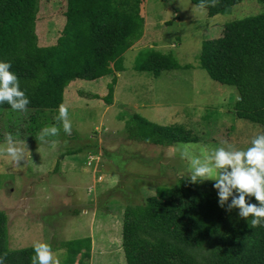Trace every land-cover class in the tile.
Listing matches in <instances>:
<instances>
[{
    "label": "rangeland",
    "instance_id": "374dc122",
    "mask_svg": "<svg viewBox=\"0 0 264 264\" xmlns=\"http://www.w3.org/2000/svg\"><path fill=\"white\" fill-rule=\"evenodd\" d=\"M140 6L142 35L122 53L123 69L94 80L74 79L64 87L62 103L68 107L71 135L54 119L58 109L43 110V125L35 131L28 129L31 109H0V144L11 133L30 153L19 168L0 156V210L6 216L9 249L36 240L55 245L88 236L90 255L78 264H125L120 245L123 209L141 203L155 187L187 176L181 145L217 148L226 142L243 150L262 133L260 125L234 116L235 88L209 78L198 64V53L201 41L218 36L223 23L257 14L264 5L241 0L212 16L190 0H141ZM62 11L63 0H38L39 45L53 43L60 34ZM148 48L171 54L179 67L155 77L134 69L137 51ZM113 75L111 103L106 104L101 97ZM132 113L161 125L180 124L196 140L167 146L132 140L124 131ZM50 126H57L59 134L46 137V143L38 140ZM52 251L62 264L64 250Z\"/></svg>",
    "mask_w": 264,
    "mask_h": 264
},
{
    "label": "trees",
    "instance_id": "16d2710c",
    "mask_svg": "<svg viewBox=\"0 0 264 264\" xmlns=\"http://www.w3.org/2000/svg\"><path fill=\"white\" fill-rule=\"evenodd\" d=\"M240 1L218 0L205 11L208 16L224 13ZM190 2L198 5L200 0ZM140 4L141 0H63L60 34L53 43L39 45L38 0H0V62L11 64L10 71L30 101L29 130L43 125V110L58 109L70 81L94 80L123 69L122 53L142 35ZM198 64L212 80L235 88L234 116L260 125L264 133V9L225 22L218 36L202 40ZM178 67L171 54L153 48L138 50L133 62L134 69L154 77ZM115 80L113 75L101 97L106 104L111 103ZM0 109L11 107L4 103ZM124 131L132 140L160 146L196 140L180 124H157L137 113L125 120ZM214 183L193 184L179 176L173 185L155 187L141 203L126 205L120 233L125 264H264V226L253 228L251 218H240L238 209L226 211L227 204L221 208ZM246 199L258 203L254 197ZM50 246L64 250L62 264L83 263L90 255L88 236ZM5 253V264H31L34 255L32 245L7 247L6 216L0 210V256Z\"/></svg>",
    "mask_w": 264,
    "mask_h": 264
},
{
    "label": "clouds",
    "instance_id": "9594fccd",
    "mask_svg": "<svg viewBox=\"0 0 264 264\" xmlns=\"http://www.w3.org/2000/svg\"><path fill=\"white\" fill-rule=\"evenodd\" d=\"M218 0H200L196 5L204 10L215 7ZM11 64L0 62V104H8L13 111L26 112L30 103L25 92L20 89L17 76L10 71ZM54 119L62 124L63 131L71 135L72 124L65 104L58 106ZM57 126L44 127L37 139L46 143V137L57 136ZM181 159L188 161L187 177L190 183L215 181L218 205L226 211L238 209L240 218L249 220L251 227L264 226V133L255 135L246 149H237L233 144L209 148L199 144L180 146ZM30 153L24 141L14 140L11 133L6 134L5 143L0 144V156H6L8 163L20 167ZM235 193V194H234ZM246 197H254L258 203H249ZM229 198L231 202L228 203ZM34 255L31 264H60L48 243L33 241ZM7 253L0 256V264H5Z\"/></svg>",
    "mask_w": 264,
    "mask_h": 264
},
{
    "label": "crops",
    "instance_id": "0c3cea01",
    "mask_svg": "<svg viewBox=\"0 0 264 264\" xmlns=\"http://www.w3.org/2000/svg\"><path fill=\"white\" fill-rule=\"evenodd\" d=\"M141 5V4H140ZM140 10H141V6H140V8H139V12H140ZM143 26H144V23H143Z\"/></svg>",
    "mask_w": 264,
    "mask_h": 264
}]
</instances>
